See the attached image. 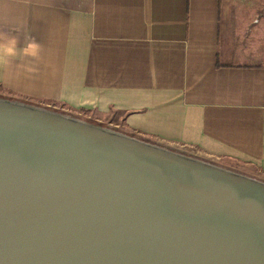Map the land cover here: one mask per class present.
Listing matches in <instances>:
<instances>
[{
	"label": "crops",
	"instance_id": "obj_1",
	"mask_svg": "<svg viewBox=\"0 0 264 264\" xmlns=\"http://www.w3.org/2000/svg\"><path fill=\"white\" fill-rule=\"evenodd\" d=\"M249 1L0 0V44L18 41L0 96L264 180V0Z\"/></svg>",
	"mask_w": 264,
	"mask_h": 264
},
{
	"label": "water",
	"instance_id": "obj_2",
	"mask_svg": "<svg viewBox=\"0 0 264 264\" xmlns=\"http://www.w3.org/2000/svg\"><path fill=\"white\" fill-rule=\"evenodd\" d=\"M0 264H264V180L0 96Z\"/></svg>",
	"mask_w": 264,
	"mask_h": 264
},
{
	"label": "clouds",
	"instance_id": "obj_3",
	"mask_svg": "<svg viewBox=\"0 0 264 264\" xmlns=\"http://www.w3.org/2000/svg\"><path fill=\"white\" fill-rule=\"evenodd\" d=\"M4 34H0V39H4ZM17 38L11 37L8 39L7 43L0 44V65L6 63L9 57H14L17 55ZM39 45L36 43H28L22 52L24 55L37 56L39 52Z\"/></svg>",
	"mask_w": 264,
	"mask_h": 264
},
{
	"label": "rangeland",
	"instance_id": "obj_4",
	"mask_svg": "<svg viewBox=\"0 0 264 264\" xmlns=\"http://www.w3.org/2000/svg\"><path fill=\"white\" fill-rule=\"evenodd\" d=\"M252 5L253 3L251 1L248 2V0H246V9L247 10H252ZM108 126V125H107ZM111 126V125H110ZM114 128V127H113Z\"/></svg>",
	"mask_w": 264,
	"mask_h": 264
}]
</instances>
